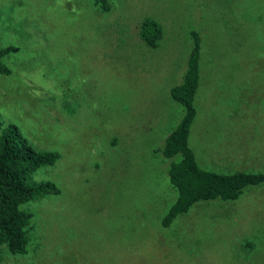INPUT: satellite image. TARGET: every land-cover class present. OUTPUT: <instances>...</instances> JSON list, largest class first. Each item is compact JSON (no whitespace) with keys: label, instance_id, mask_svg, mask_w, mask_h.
Instances as JSON below:
<instances>
[{"label":"rangeland","instance_id":"rangeland-1","mask_svg":"<svg viewBox=\"0 0 264 264\" xmlns=\"http://www.w3.org/2000/svg\"><path fill=\"white\" fill-rule=\"evenodd\" d=\"M0 0V125L38 150L56 195L29 201L24 254L0 264H264V183L194 203L164 227L176 191L159 148L183 113L190 40L201 38L188 144L202 168L264 171V0ZM142 16L163 29L155 48ZM173 159H177L174 156Z\"/></svg>","mask_w":264,"mask_h":264},{"label":"trees","instance_id":"trees-1","mask_svg":"<svg viewBox=\"0 0 264 264\" xmlns=\"http://www.w3.org/2000/svg\"><path fill=\"white\" fill-rule=\"evenodd\" d=\"M88 1L97 15L110 12L109 0ZM137 36L143 45L155 48L163 36V29L154 18L142 16ZM188 37L190 44L180 82L168 89L170 98L182 106L183 113L159 148L161 155L170 159L166 173L176 191L174 201L161 217L160 224L164 227L198 201L233 200L245 186L264 183V171L222 173L198 164L187 138L196 112L194 96L199 86L201 38L193 28L188 30ZM16 50V45L11 44L0 47V73L10 72L2 59ZM174 156L177 159H173ZM58 157L59 153L54 150L33 148L14 124L0 125V260L3 251L26 252L32 214L20 205L59 193L53 182L33 177L40 167L52 165Z\"/></svg>","mask_w":264,"mask_h":264}]
</instances>
